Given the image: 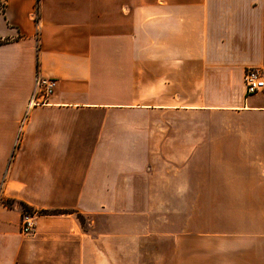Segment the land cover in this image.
<instances>
[{"label":"crops","instance_id":"crops-1","mask_svg":"<svg viewBox=\"0 0 264 264\" xmlns=\"http://www.w3.org/2000/svg\"><path fill=\"white\" fill-rule=\"evenodd\" d=\"M5 5L0 264H264V0Z\"/></svg>","mask_w":264,"mask_h":264},{"label":"built area","instance_id":"built-area-1","mask_svg":"<svg viewBox=\"0 0 264 264\" xmlns=\"http://www.w3.org/2000/svg\"><path fill=\"white\" fill-rule=\"evenodd\" d=\"M244 83L247 95L257 94L264 90V78L259 69H248L244 77ZM56 86V80L37 77L34 92L28 103V110L36 104L46 103L48 98L55 91ZM36 216L37 215L32 212H26L23 214L20 225V229L23 234L31 235L34 233Z\"/></svg>","mask_w":264,"mask_h":264},{"label":"trees","instance_id":"trees-1","mask_svg":"<svg viewBox=\"0 0 264 264\" xmlns=\"http://www.w3.org/2000/svg\"><path fill=\"white\" fill-rule=\"evenodd\" d=\"M2 2V3H1ZM1 3V8L2 10L5 9V0H0ZM0 44H2V42H0ZM8 205H11L8 203ZM24 212H31L32 210L26 206L25 204L22 203ZM69 213H73V211H68V210H55V211H46V210H40L38 211V215H63V214H69ZM78 218L82 221V223H84V218L81 215H78Z\"/></svg>","mask_w":264,"mask_h":264},{"label":"rangeland","instance_id":"rangeland-1","mask_svg":"<svg viewBox=\"0 0 264 264\" xmlns=\"http://www.w3.org/2000/svg\"><path fill=\"white\" fill-rule=\"evenodd\" d=\"M2 3V2H1ZM1 3H0V11L2 10V8H1ZM255 69H258V68H255ZM260 71H261V69H259ZM262 72V71H261ZM262 75H263V72H262ZM26 213V212H25ZM32 213H34V214H36V215H38V212H32ZM22 217H23V215H22ZM21 221H22V219H21ZM86 229H87V226H86Z\"/></svg>","mask_w":264,"mask_h":264}]
</instances>
